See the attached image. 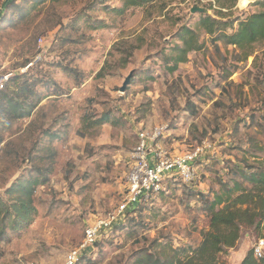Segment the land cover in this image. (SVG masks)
<instances>
[{
    "label": "rangeland",
    "instance_id": "374dc122",
    "mask_svg": "<svg viewBox=\"0 0 264 264\" xmlns=\"http://www.w3.org/2000/svg\"><path fill=\"white\" fill-rule=\"evenodd\" d=\"M254 1L242 6L238 0L233 17H244ZM8 2L0 0V16L6 9L0 84L25 75L10 90L21 95L28 83L33 92L26 104H39L29 117L16 119L2 102L0 195L12 202L15 196L6 192L12 184L39 170L41 175L32 224L0 232V264H64L82 245L86 226L125 200L130 153L142 131L157 127L164 128L157 143L170 154L204 148L194 164L196 179H167L166 191L100 233L78 264H138L150 245L172 253L198 244L209 218L201 202H189L191 191L207 193L213 169L223 175L227 161L235 160L238 149L231 145H245L254 133L244 126L235 131L237 120L264 115L262 53L256 64L255 55L236 64L233 47L217 44L198 27L204 12L194 9L217 13L210 0H154L122 14L112 9L124 0H46L35 7L34 0L6 7ZM184 27L196 30L203 48L175 67L174 47L183 45ZM27 60L32 62L23 68ZM132 72L139 75L122 91ZM257 239L245 231L224 256L228 264H242Z\"/></svg>",
    "mask_w": 264,
    "mask_h": 264
},
{
    "label": "trees",
    "instance_id": "16d2710c",
    "mask_svg": "<svg viewBox=\"0 0 264 264\" xmlns=\"http://www.w3.org/2000/svg\"><path fill=\"white\" fill-rule=\"evenodd\" d=\"M14 1L10 0L6 7ZM45 1L34 0V7ZM153 1L124 0L122 7L112 10L122 14L131 7L144 8ZM212 2L218 4L217 13L210 15L204 9L198 27L212 36L217 44L223 41L226 46L233 47L234 51H237L233 60L236 64L247 61L253 55H255L254 64H256L261 59L260 53L264 58V0L251 3L252 10L242 18L233 17L238 0H210L211 9L215 6ZM224 9L227 13H224ZM5 12L6 9L1 13L0 20L4 18ZM235 22H238L237 28L234 26ZM180 40L183 45L174 47V51L177 52L174 59L175 67L187 61L190 52L203 48V43H200L199 35L194 28L184 27L181 30ZM31 62L25 61L22 67L28 66ZM236 69L237 66H234V69H228L226 77L230 78ZM137 76L134 75L129 84ZM23 77L25 75L20 73L10 77L4 83L5 90L0 89V107L2 102L7 100L5 104L16 119L29 117L39 104V102L32 105L26 104V98L33 92V88L28 83L24 85L25 88L22 87L21 95H16L10 90L12 85ZM262 107L264 108V99L261 103ZM242 126L254 130V133L248 134L245 145L243 143L231 145L238 149V154L234 161H227L229 164L226 163V172L220 175V170L213 169L216 177L212 179L207 193L190 189L192 191L189 202L193 200L201 202L209 218V228L202 232L201 241L196 245L172 248V253L165 249L158 253L152 250L153 246L150 245L147 253H142L143 255L137 258L138 264H228L224 256L237 246L245 231L253 230L258 239L264 238V115L257 117L256 113H251L248 119L237 120L235 131H239ZM259 136L262 137L259 138ZM38 172L39 174L30 175L27 179L21 178L7 189V193L15 196L12 202L0 195V232L2 234H6L9 229L17 231L27 228L34 221L37 208L34 205L33 194L40 183L41 175L40 170ZM171 179L173 184L179 180L183 181L179 176L171 177ZM166 187H170L168 181H165L164 189L160 193L166 191ZM152 200L136 205L128 211L129 215L140 212ZM160 245L162 244L158 246ZM242 264H264V255L256 257L252 249L245 256Z\"/></svg>",
    "mask_w": 264,
    "mask_h": 264
},
{
    "label": "built area",
    "instance_id": "2783aa9c",
    "mask_svg": "<svg viewBox=\"0 0 264 264\" xmlns=\"http://www.w3.org/2000/svg\"><path fill=\"white\" fill-rule=\"evenodd\" d=\"M4 83L0 84V89ZM164 128L157 127L153 133L142 131L139 141L130 153V171L126 175V198L117 210L110 212L106 218L93 221L85 228V238L82 245L70 251L64 264H78L84 252L94 245L100 233L112 230L114 224L126 216L129 207L140 205L152 199L155 194L164 189L167 179L179 176L184 182L191 183L196 179L194 164L201 159L204 148L197 147L184 154H170L157 143V138L163 136ZM256 257L264 255V238L257 239L254 245Z\"/></svg>",
    "mask_w": 264,
    "mask_h": 264
},
{
    "label": "water",
    "instance_id": "95a60500",
    "mask_svg": "<svg viewBox=\"0 0 264 264\" xmlns=\"http://www.w3.org/2000/svg\"><path fill=\"white\" fill-rule=\"evenodd\" d=\"M195 10H199V11L202 12L204 9H194V11H195ZM133 76H134V73H133V72L130 73V74L128 75V77L126 78V80H125V82H124V84H123V86H122V88H121L122 91H125V90H126L127 86L129 85L130 79H131Z\"/></svg>",
    "mask_w": 264,
    "mask_h": 264
},
{
    "label": "bare ground",
    "instance_id": "6f19581e",
    "mask_svg": "<svg viewBox=\"0 0 264 264\" xmlns=\"http://www.w3.org/2000/svg\"><path fill=\"white\" fill-rule=\"evenodd\" d=\"M239 1H240L239 4L242 5V6H244V5H247V3L249 1H253V0H239Z\"/></svg>",
    "mask_w": 264,
    "mask_h": 264
}]
</instances>
